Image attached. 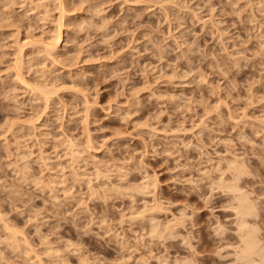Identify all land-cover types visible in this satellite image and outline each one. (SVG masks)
Wrapping results in <instances>:
<instances>
[{
	"label": "rangeland",
	"instance_id": "374dc122",
	"mask_svg": "<svg viewBox=\"0 0 264 264\" xmlns=\"http://www.w3.org/2000/svg\"><path fill=\"white\" fill-rule=\"evenodd\" d=\"M240 193L264 246V0H0V264H264Z\"/></svg>",
	"mask_w": 264,
	"mask_h": 264
},
{
	"label": "bare ground",
	"instance_id": "6f19581e",
	"mask_svg": "<svg viewBox=\"0 0 264 264\" xmlns=\"http://www.w3.org/2000/svg\"><path fill=\"white\" fill-rule=\"evenodd\" d=\"M46 46H47L46 49H51V48L53 49L55 45L53 42L50 41V43L48 42ZM22 80L25 82L24 79ZM228 166L230 167V169H232V177L230 179L231 182L228 184V187L231 188L230 190L239 191L241 190V187H243L242 184H245L244 180L246 179L245 178L244 180H242L243 183L241 182V178L243 177L242 174L245 172L246 173L249 172V170L248 171L246 170L247 165L244 166L243 163L239 162V160L235 158L230 162ZM233 198L236 200L234 209L238 217V220H237L238 233H239L241 240L244 242V248L241 251L242 257H250L253 254H259L260 256L263 257L264 256V246H259L258 244L259 243V237H258L259 229H258V226H256L258 221H254L253 225H249V223L253 221V217L257 214L256 202L250 199L246 193H240L239 195H235V197ZM262 202L264 203L263 199H262ZM254 260L255 258L252 257L251 260H248V262H251Z\"/></svg>",
	"mask_w": 264,
	"mask_h": 264
}]
</instances>
